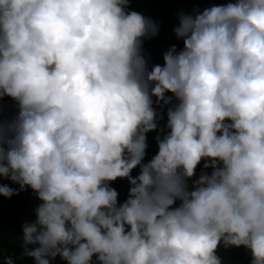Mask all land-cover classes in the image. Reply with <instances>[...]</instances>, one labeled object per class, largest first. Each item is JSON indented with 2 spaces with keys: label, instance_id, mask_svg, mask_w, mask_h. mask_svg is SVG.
Returning a JSON list of instances; mask_svg holds the SVG:
<instances>
[{
  "label": "clouds",
  "instance_id": "obj_1",
  "mask_svg": "<svg viewBox=\"0 0 264 264\" xmlns=\"http://www.w3.org/2000/svg\"><path fill=\"white\" fill-rule=\"evenodd\" d=\"M128 5L0 0V98L18 109L0 121V178L19 186L0 196L31 189L40 202L22 255L222 264V244L264 264V0L179 12L183 47L151 66L142 46L159 26ZM154 104L170 106L144 162Z\"/></svg>",
  "mask_w": 264,
  "mask_h": 264
},
{
  "label": "trees",
  "instance_id": "obj_2",
  "mask_svg": "<svg viewBox=\"0 0 264 264\" xmlns=\"http://www.w3.org/2000/svg\"><path fill=\"white\" fill-rule=\"evenodd\" d=\"M227 2L230 0H129V10H134L153 19L159 26L158 34L143 42L142 47L149 66L162 64V53L170 46L175 45L177 50L183 47L182 40L178 39L173 32L174 27L178 24L177 15L179 12H192L194 9L203 10L210 5ZM166 95L170 96L171 94ZM172 103H175L174 98ZM154 106L162 118L158 120L157 130L146 134L148 147L144 162L150 160L158 151L155 137L158 133L163 135L161 130L166 124V109L170 105L154 104ZM17 110L15 101L10 97L0 98V121L11 119ZM202 165L203 162L197 166L195 175L189 180L190 186L199 177L203 170ZM138 171V168L133 169L131 175L136 176ZM204 171L210 173L211 169ZM0 184H8L14 189L19 187L2 178H0ZM111 187L118 192V202H123L127 198L129 191L127 179L118 178L111 182ZM39 203L31 189L18 191L10 198L0 196V264H4V261L9 257L13 259L14 264H34L30 257L22 255V225L35 220L34 209ZM217 255L221 258L222 264H250L251 261V254L244 247L225 248L221 244L217 248ZM93 260L95 261V257ZM51 264H66V262L57 256Z\"/></svg>",
  "mask_w": 264,
  "mask_h": 264
}]
</instances>
